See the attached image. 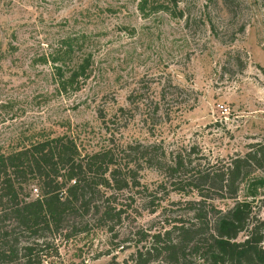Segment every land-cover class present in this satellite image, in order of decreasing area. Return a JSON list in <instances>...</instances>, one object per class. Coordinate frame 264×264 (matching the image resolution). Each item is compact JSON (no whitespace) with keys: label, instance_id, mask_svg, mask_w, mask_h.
Masks as SVG:
<instances>
[{"label":"rangeland","instance_id":"rangeland-1","mask_svg":"<svg viewBox=\"0 0 264 264\" xmlns=\"http://www.w3.org/2000/svg\"><path fill=\"white\" fill-rule=\"evenodd\" d=\"M69 40L76 53L64 69L85 59L90 65L80 88L62 95L55 73L63 65L52 59ZM163 87L174 96L160 114L119 113L132 108L127 97L135 89L155 103ZM44 130L73 137L83 153L140 142L168 152L195 148L212 164L245 156L264 143V0H0V151ZM138 180L140 187L113 194L125 211L113 232L89 216V233L68 227L49 235L54 249H45L44 260L133 264L141 233L191 222L188 203L197 195L171 192L154 169L139 170ZM249 201L263 222L264 187ZM152 203H160L158 212H150ZM214 204L226 211L235 201Z\"/></svg>","mask_w":264,"mask_h":264},{"label":"trees","instance_id":"trees-1","mask_svg":"<svg viewBox=\"0 0 264 264\" xmlns=\"http://www.w3.org/2000/svg\"><path fill=\"white\" fill-rule=\"evenodd\" d=\"M65 47L67 51L52 59L55 65H63L55 73V90L62 95L80 88L90 65L85 59L66 71V61L76 51L73 40ZM172 88L180 91L178 86ZM142 92L132 91L127 97L132 108L121 107L119 113L158 115L174 96L163 87L154 103L141 99ZM101 116L106 125L107 117ZM144 167L162 174L163 185L171 192L200 199L188 203L190 223L174 221L169 230L141 233L142 245L131 256L133 264H264V221L253 216L249 201L264 187V143L253 145L243 157L212 164L199 157L195 148L168 152L157 143L121 147L110 143L100 151L83 153L73 137L45 130L21 134L12 150L0 151V264H48L43 252L54 249L49 235L68 227L89 233V216L96 218L97 229L113 232L125 214L113 194L140 187L138 171ZM243 184H248L247 199L239 201ZM216 200L235 204L223 211L214 204ZM151 207L150 212L156 213L161 205ZM244 232L247 238L238 242ZM107 264H118L117 259Z\"/></svg>","mask_w":264,"mask_h":264}]
</instances>
